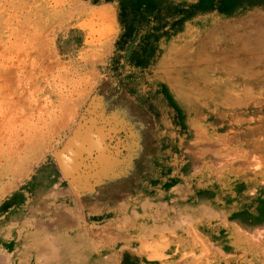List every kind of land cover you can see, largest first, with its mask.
<instances>
[{"label":"rangeland","instance_id":"obj_1","mask_svg":"<svg viewBox=\"0 0 264 264\" xmlns=\"http://www.w3.org/2000/svg\"><path fill=\"white\" fill-rule=\"evenodd\" d=\"M0 264H264V0H0Z\"/></svg>","mask_w":264,"mask_h":264},{"label":"bare ground","instance_id":"obj_2","mask_svg":"<svg viewBox=\"0 0 264 264\" xmlns=\"http://www.w3.org/2000/svg\"><path fill=\"white\" fill-rule=\"evenodd\" d=\"M221 55H222V54H221ZM223 56H225V54H223ZM256 56H257V55H256ZM258 57H260V56H258ZM258 57H257V58H258ZM230 58H231V57H230ZM256 73H257V72H256ZM258 73H259V72H258Z\"/></svg>","mask_w":264,"mask_h":264}]
</instances>
